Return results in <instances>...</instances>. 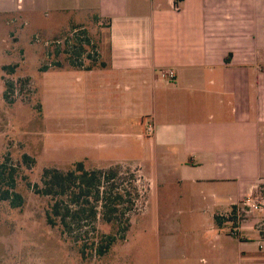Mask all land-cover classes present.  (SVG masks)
<instances>
[{
	"label": "crops",
	"instance_id": "obj_1",
	"mask_svg": "<svg viewBox=\"0 0 264 264\" xmlns=\"http://www.w3.org/2000/svg\"><path fill=\"white\" fill-rule=\"evenodd\" d=\"M14 14L92 18L107 29L94 64L45 71L58 78L48 94L63 93L64 127L79 133L82 159L94 157L91 137L100 150L132 151L137 135L191 188L189 199L177 194L185 209L165 218L167 264H264L252 221L229 232L231 214L264 180V0H0V16ZM185 221L195 224L186 258Z\"/></svg>",
	"mask_w": 264,
	"mask_h": 264
},
{
	"label": "rangeland",
	"instance_id": "obj_2",
	"mask_svg": "<svg viewBox=\"0 0 264 264\" xmlns=\"http://www.w3.org/2000/svg\"><path fill=\"white\" fill-rule=\"evenodd\" d=\"M78 19L73 15L60 19L51 14L0 16V164L9 159V164L18 168L17 189L25 199L20 208H13L8 201L0 204V264H167L163 255L165 218L171 209L173 212L185 209L177 207L180 201L177 194L186 198L189 195V199L193 194L191 188L180 185L174 172L168 173L163 159L151 157L146 151L148 141L137 135L132 151L131 148L100 150L95 145L97 137H91L94 143L89 146L94 149L87 150L94 157L82 159L86 150L74 142L79 140V133L64 127L63 93L58 91L54 97L52 92L48 94V84L58 78L48 77L47 69L89 66L99 59L100 42L106 41L107 29L95 19ZM75 44H82L83 49H74ZM10 83L13 87L9 90ZM107 128L103 125L97 129ZM115 154L131 158L121 161L97 158ZM24 155L31 156L35 163L27 164ZM81 161L88 170L117 167L119 183L131 191L128 199L135 204L132 209L127 207L129 204L122 207L125 213L121 225L106 222L100 212L97 221L83 228L81 236L87 241L77 243L75 238L65 237L60 226L48 224L51 200L38 195L30 186L41 184L46 168L68 170ZM201 190H194L195 199L203 197ZM247 199L249 202L231 214L229 232H239L236 228L240 223L252 221L264 236V180L257 183ZM183 217L186 220L188 214ZM127 225L128 231L122 233ZM181 225L180 242L189 240L181 246L186 249L180 255L186 258L193 249L189 236L195 224L185 221ZM103 234H117L118 239L106 255L99 256L90 244L99 241ZM81 247L86 248L85 256ZM176 263L187 264V260L179 259Z\"/></svg>",
	"mask_w": 264,
	"mask_h": 264
},
{
	"label": "trees",
	"instance_id": "obj_3",
	"mask_svg": "<svg viewBox=\"0 0 264 264\" xmlns=\"http://www.w3.org/2000/svg\"><path fill=\"white\" fill-rule=\"evenodd\" d=\"M81 45L75 44L73 48L83 49ZM7 86L10 90L13 83ZM6 97H8L7 94ZM23 158L27 164L35 163V160L29 155H24ZM116 168L88 170L84 162L81 161L75 163L74 167L68 170L44 169L41 184L36 183L30 187L38 195L49 197L51 200L47 212L48 224L53 227L60 226L63 235L75 238L77 243L87 241L85 236H81L83 228L90 222L97 221L101 215L100 212L104 213L106 222L113 225L124 224L122 220L125 212L122 207L129 204L127 207L132 209L135 201L128 199L131 191L128 188H123V185L119 183L120 172ZM18 177V168L9 164V159L0 164V204L8 201L13 208H20L24 205L25 199L17 189ZM134 190L138 191V188L135 186ZM217 222L219 225L222 224L220 218H217ZM128 229L129 226H125L122 233H126ZM117 239V234H103L99 241L93 240L90 246L94 248L97 255L104 256ZM88 245L84 244V247ZM85 249H81L83 255Z\"/></svg>",
	"mask_w": 264,
	"mask_h": 264
},
{
	"label": "built area",
	"instance_id": "obj_4",
	"mask_svg": "<svg viewBox=\"0 0 264 264\" xmlns=\"http://www.w3.org/2000/svg\"><path fill=\"white\" fill-rule=\"evenodd\" d=\"M163 75H164V77H166V78L168 79V81H170V82L175 81V80H176V77H177L176 72H175L174 70H168V71H166V72H163ZM148 131H149L150 133H153V131H154V126H153L152 123H149V124H148Z\"/></svg>",
	"mask_w": 264,
	"mask_h": 264
}]
</instances>
